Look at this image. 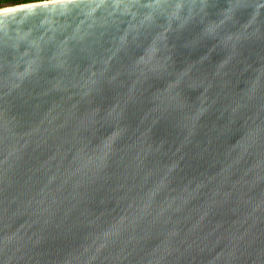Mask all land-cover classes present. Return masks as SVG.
<instances>
[{
	"label": "water",
	"instance_id": "obj_1",
	"mask_svg": "<svg viewBox=\"0 0 264 264\" xmlns=\"http://www.w3.org/2000/svg\"><path fill=\"white\" fill-rule=\"evenodd\" d=\"M0 264H264V0L0 15Z\"/></svg>",
	"mask_w": 264,
	"mask_h": 264
},
{
	"label": "trees",
	"instance_id": "obj_2",
	"mask_svg": "<svg viewBox=\"0 0 264 264\" xmlns=\"http://www.w3.org/2000/svg\"><path fill=\"white\" fill-rule=\"evenodd\" d=\"M44 1H52V0H6L7 3L14 4L16 6L26 5L30 3H39Z\"/></svg>",
	"mask_w": 264,
	"mask_h": 264
},
{
	"label": "clouds",
	"instance_id": "obj_3",
	"mask_svg": "<svg viewBox=\"0 0 264 264\" xmlns=\"http://www.w3.org/2000/svg\"><path fill=\"white\" fill-rule=\"evenodd\" d=\"M16 5L7 3L6 0H0V15H3L6 11L14 9Z\"/></svg>",
	"mask_w": 264,
	"mask_h": 264
}]
</instances>
